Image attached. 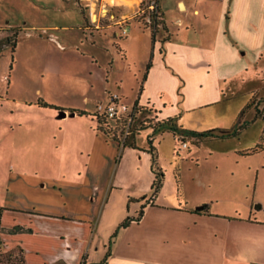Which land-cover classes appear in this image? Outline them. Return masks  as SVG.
<instances>
[{
    "label": "crops",
    "instance_id": "0c3cea01",
    "mask_svg": "<svg viewBox=\"0 0 264 264\" xmlns=\"http://www.w3.org/2000/svg\"><path fill=\"white\" fill-rule=\"evenodd\" d=\"M165 2L159 0L164 26L153 42L151 28L141 20L149 0L94 1L112 17L113 26L128 28L125 50L119 44L125 57L141 53L139 103L153 102L154 93L165 86L180 89L185 111L220 102L223 107L246 90L253 94L250 103L264 82V0ZM0 27L7 37L12 27ZM64 111L61 122L50 120L55 124L50 134L39 135L41 146L61 151L63 159L65 154L75 158L62 163L55 177L22 173L27 184L13 173L7 204L0 206L5 252L19 250L24 264H264L259 178L249 189L253 199L245 211L223 208L220 198L192 200L197 190L214 185L210 177L217 165L193 163L183 170L190 178L182 186L184 194H178V186L174 194L167 193L163 185L151 200L155 173L149 147L136 137V146H124L98 130L92 115ZM150 136L159 156L157 136ZM126 218L129 224L119 228ZM18 226L25 230L11 231Z\"/></svg>",
    "mask_w": 264,
    "mask_h": 264
},
{
    "label": "rangeland",
    "instance_id": "374dc122",
    "mask_svg": "<svg viewBox=\"0 0 264 264\" xmlns=\"http://www.w3.org/2000/svg\"><path fill=\"white\" fill-rule=\"evenodd\" d=\"M94 1L100 2L0 0V26L18 31L14 51L5 37L7 32L0 31V206L7 204L8 184L15 179L13 173L21 175L15 180L27 184L29 181L22 173L38 172L55 177L62 163H72L75 158L65 154L63 159L61 151L49 147L45 150L41 146L44 137L39 135L50 134L49 129L55 125L50 121L52 118L57 123L64 120L66 117H59L64 109L104 111L115 95L130 109L137 103L139 121H149L144 122L148 128L136 134L139 145L150 147L149 137L156 134L158 161L165 173V192L174 194L178 182L181 189L188 185V166L196 163L219 167L210 177L214 185L197 190L193 201L215 197L220 198L223 208L245 211L243 206L253 199L249 189L258 178L257 198L264 201V146H259L264 144V120L256 118L255 112V106L264 107V82H260L259 91H253L254 106L247 108L241 119L249 125L237 136L234 131L241 112L253 95L247 90L229 97L223 107L220 102L185 111L180 105L183 96L180 89L165 86L160 94L154 93L153 102L140 104L143 89L136 74L143 66L141 53L134 51L130 58L125 57L123 27L113 26L112 17L106 16L100 10V3L96 7ZM165 1L171 4L173 0ZM41 99L60 109L40 105ZM226 107L229 108L222 115ZM170 112L172 117L167 116ZM167 119H173L188 133L215 129L214 135L201 139L185 134L187 139L183 142L166 128L156 133L149 128ZM224 133L231 134L224 137ZM2 243L0 237V259L7 262L8 253ZM13 255L19 258L21 252L13 251Z\"/></svg>",
    "mask_w": 264,
    "mask_h": 264
},
{
    "label": "trees",
    "instance_id": "16d2710c",
    "mask_svg": "<svg viewBox=\"0 0 264 264\" xmlns=\"http://www.w3.org/2000/svg\"><path fill=\"white\" fill-rule=\"evenodd\" d=\"M149 1H152V0H149ZM82 12H83V10H82ZM141 20L143 21V23L146 27L151 28L152 40H153V42H155L157 34L160 30V27L164 26V21L162 19V13L160 12V9H159V0L157 2V6L155 9L148 10V11L144 12L143 18ZM6 31L9 32V35L6 37L7 41H8V43H10L12 45V48L14 51L15 47L17 45L18 31L16 28L7 29ZM11 32L13 34H10ZM150 66H151V63L149 64L148 69ZM146 75L147 74H145V77H146ZM142 89H143V85L141 84V90ZM39 104L42 106H45V107H52V108L60 109L59 107L52 105V104H49L48 102L43 101L42 99L39 101ZM252 106H254V99H252V101L247 105V107L241 112V116L239 118L238 126L235 128L234 135H238L241 130L245 129L249 125L248 122L243 123L241 121V119H242L246 109L251 108ZM136 107H138L137 103H136ZM71 112H77L79 115H85V114L92 115L93 117H95L97 119L98 130L104 132L105 134H107L112 139L118 140L117 134H118V131L121 129V122L120 121H113V120L107 118L106 115L101 114L98 111L95 113H88V112L83 111V110L73 109V110H71ZM255 112H256V118H262L264 120V107L259 108V107L255 106ZM146 128H148V127L145 125L142 127V129H146ZM163 128H166V129L172 131L174 134H179L180 139H182V140H185L184 138L187 134H193V135H195L201 139L205 138V137H212L214 135L213 132L215 130V129H211V130H208L205 132H190V133H188V131L186 129H183V128L177 126L173 119H167L164 122L154 123L153 132L156 133L157 131H159ZM230 134L231 133H229L228 135H230ZM149 143H150L149 151L152 154V168H153V171L155 173V179H154L153 184H152V196H151V200H154V198L157 196V194L160 192V190L162 189V187L164 185L165 173H164L162 167L159 165L158 153H157L155 147L153 146V140L151 139V136L149 137ZM126 145L127 146H136L134 141L126 142V144L124 146H126ZM259 146H264V144H260ZM181 192H182L181 185L178 182V194L180 196H181ZM142 214H143V209L140 211L139 217ZM129 222H130V219L126 218L121 223L119 228L127 226L129 224ZM0 225H1V218H0ZM0 230H1V226H0ZM23 230H25V229L23 227H20V226L16 227L15 229H11L12 232H19V231H23ZM6 253H8V261L4 262L2 259H0V264H24V258H23L22 252H21V256L19 258L13 255V251H7ZM109 256H110V251H108V253L106 254V256L103 260L104 263L107 261Z\"/></svg>",
    "mask_w": 264,
    "mask_h": 264
},
{
    "label": "built area",
    "instance_id": "2783aa9c",
    "mask_svg": "<svg viewBox=\"0 0 264 264\" xmlns=\"http://www.w3.org/2000/svg\"><path fill=\"white\" fill-rule=\"evenodd\" d=\"M157 2L158 0L149 1L147 9H155L157 6ZM123 31L126 34L128 28H124ZM138 111L139 107L130 109L127 105L121 103L118 95L112 97V101L104 111H101V109L98 110L99 113L106 115L107 118L113 121L121 122V129L118 131L117 141H119L122 145H125L126 142H129L130 139L136 137V134L140 132L142 127L144 126V122L149 123V121H139ZM150 127L152 128L153 125H150ZM183 142H185V140H183Z\"/></svg>",
    "mask_w": 264,
    "mask_h": 264
},
{
    "label": "water",
    "instance_id": "95a60500",
    "mask_svg": "<svg viewBox=\"0 0 264 264\" xmlns=\"http://www.w3.org/2000/svg\"><path fill=\"white\" fill-rule=\"evenodd\" d=\"M66 114H67V113H66V111H64V110H63V111H61V113H60L59 117H65V116H66Z\"/></svg>",
    "mask_w": 264,
    "mask_h": 264
}]
</instances>
